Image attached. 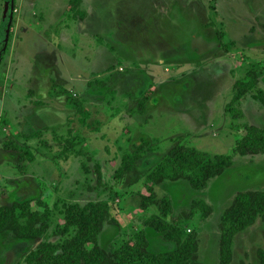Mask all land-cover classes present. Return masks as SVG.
<instances>
[{"label":"rangeland","instance_id":"1","mask_svg":"<svg viewBox=\"0 0 264 264\" xmlns=\"http://www.w3.org/2000/svg\"><path fill=\"white\" fill-rule=\"evenodd\" d=\"M71 1L0 0V207L51 220L36 240L0 234V264H25L40 244L74 235L63 219L73 198L108 201L117 224L100 236L106 250L140 232L154 253L174 250L146 226L158 214L184 239L197 234L202 264H220L223 214L240 192L264 191V154L234 152L246 126H264V0ZM248 73L258 85L229 111ZM83 133L95 136L88 148ZM178 145L233 155L234 164L202 190L155 186L156 203L143 210L146 174ZM139 148L133 170L116 178ZM232 250L231 264H261V217Z\"/></svg>","mask_w":264,"mask_h":264},{"label":"trees","instance_id":"2","mask_svg":"<svg viewBox=\"0 0 264 264\" xmlns=\"http://www.w3.org/2000/svg\"><path fill=\"white\" fill-rule=\"evenodd\" d=\"M81 1L72 0V6L80 5ZM80 13L82 15L77 18L84 20L87 13ZM5 49L0 54V64ZM257 85L258 77L251 73L236 81L233 88L235 95L227 106L229 111L232 105L238 103ZM261 96L264 100V94ZM231 116L237 117L235 110H231ZM5 147L22 157V150L13 143H5ZM142 149L139 148L137 154L131 157L126 154L123 165L116 172V178L119 179L122 174L126 175L133 170ZM234 152L240 156L264 154V126H246L245 135L238 138ZM233 164V155L211 156L195 148L178 145L169 152L168 158L156 170L146 174L150 195L143 196L141 208L147 210L150 205H155L154 187L163 182L185 181L192 188L202 190L210 180L222 175ZM18 208L23 210L20 214L17 213ZM205 210L209 215L211 208L205 206ZM168 213V209H163L164 215ZM63 215L64 234L73 231L74 235H68L63 243L40 244L26 257L25 264H202L198 257L197 234H190L184 239V232L180 227L161 220L158 214L151 217L146 226L163 234L166 241L177 244H174V250L165 253L151 251L145 232L135 234L134 239L115 245L110 250L104 249L100 245V236L105 226L117 224L111 218L108 201H90L84 206L71 203ZM260 217L264 221V191L240 192L221 219L220 264H231L235 236L253 226ZM50 226L51 220L47 211L32 212L19 206L0 207V234L11 232L18 239L36 240L44 236ZM259 259L264 264V250L259 252Z\"/></svg>","mask_w":264,"mask_h":264},{"label":"crops","instance_id":"3","mask_svg":"<svg viewBox=\"0 0 264 264\" xmlns=\"http://www.w3.org/2000/svg\"><path fill=\"white\" fill-rule=\"evenodd\" d=\"M82 137L85 139V141H84L85 147L88 148V147L91 145L90 142H89V140H90V139H94L95 136L92 135V137H88L87 135L85 136V134L83 133V134H82ZM32 139H34V138H30V141H29L30 143L32 142V141H31ZM93 142H94V141H93ZM86 148H85V149H86ZM94 155H95V154H93L92 156H94ZM36 159H37V158H36ZM36 162H37V161H36ZM65 163H67V161H65ZM62 166H63V165H62ZM101 171L104 172V168H102ZM65 174H66V173H65ZM71 200H72V201H70V203H77V202H73V201L76 200V199L73 198V199H71Z\"/></svg>","mask_w":264,"mask_h":264}]
</instances>
